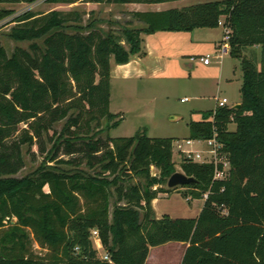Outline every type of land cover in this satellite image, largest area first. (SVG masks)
<instances>
[{
	"label": "trees",
	"instance_id": "16d2710c",
	"mask_svg": "<svg viewBox=\"0 0 264 264\" xmlns=\"http://www.w3.org/2000/svg\"><path fill=\"white\" fill-rule=\"evenodd\" d=\"M16 1L29 0H0ZM13 12L0 7V20ZM222 15L230 53L243 70L241 106L205 110L189 128L194 139L217 132L229 151L230 174L214 179L213 162L183 157V171L196 178L183 185L184 195L209 194L196 217H158L152 200L175 188L164 186L176 171L174 138L146 128L100 135L103 118L111 120L109 129L119 122L110 110L111 59L125 63L145 54L143 32L213 27ZM133 16L144 25L103 31L82 24L77 9H27L13 16L9 35L29 46L9 53L0 39V264H145L151 245L171 240L189 242L181 264H264V0H207ZM255 45L259 57L255 48L246 52ZM46 135L55 147L47 160L56 162L17 175L25 163L22 144ZM61 149L73 156L57 159ZM94 227L110 259L99 256ZM34 241L47 251L36 252Z\"/></svg>",
	"mask_w": 264,
	"mask_h": 264
},
{
	"label": "rangeland",
	"instance_id": "374dc122",
	"mask_svg": "<svg viewBox=\"0 0 264 264\" xmlns=\"http://www.w3.org/2000/svg\"><path fill=\"white\" fill-rule=\"evenodd\" d=\"M206 0H184V1H165V7H181L185 3H196ZM124 4L114 1H100L96 0H77L71 3H60L50 0H29L16 2H0V7H8L14 10L13 14L0 20V39L6 46L9 53L16 45L29 46L28 40H16L9 35L11 26L15 23L11 21L14 15L23 12L27 9H32L36 12H47L53 8L63 10L77 9L82 14V24L91 23L92 26L101 28L107 31L110 28L117 31H122L124 26H143V21L138 20L133 16L131 8L141 7L140 3L131 2ZM256 47H248L246 52L248 54L255 50ZM217 52L212 53L211 65H222L225 68L224 79L222 83L218 84V77L205 76L207 68L200 66L195 69L194 75L189 78H172L166 79L161 84L150 85L149 91L145 93L138 91L133 82H125L118 78L111 80V103L110 110L115 113L114 120H119L116 126H111L110 129L107 124L111 122L108 118H103L102 132L100 135L106 137L107 134L112 136L134 135L138 130L147 129L149 135L152 136H171L174 138L173 144V158L175 161L176 170H182L181 160L182 156L178 152V142L185 145L187 148L206 149L207 143L203 139H193L192 142H187L190 138L189 121L196 117L195 112L202 113L203 109L213 106L216 103V97L227 96L229 104H236L242 98L240 80L243 79L242 66L240 60L227 52L223 57H217ZM185 61H190L188 58ZM198 64L200 59L195 60ZM203 62V61H201ZM192 70V69H191ZM198 74V75H197ZM188 96V100L183 97ZM122 110V112L120 111ZM122 115V116H121ZM199 116V115H197ZM65 119H62L54 124L55 134L51 136L57 137L63 127ZM25 125V124H21ZM51 136L46 135L43 141L26 142L22 144V153L25 160L24 166L20 169L17 175L22 176L30 173L43 163H53L55 160L49 161V155L53 153L54 140ZM44 146V149H43ZM206 154V152H204ZM69 155L59 151V158H69ZM58 165H63L67 168H73L74 165L70 163L57 162ZM82 166L87 167L85 163ZM88 168V167H87ZM143 180L142 177L134 176L133 180ZM168 182V181H167ZM165 182L164 186H168ZM184 184L174 186L172 191L174 195L186 202V197L183 190H186ZM48 189V186H46ZM187 199V197H186ZM203 202L200 200L198 203ZM93 239V238H92ZM94 245L98 250V254L102 257L105 248L100 246L98 242L93 239ZM33 248L36 252L44 254L47 249L41 246L37 241H34ZM155 252L158 257L150 260L148 264H175V248L172 244H161L156 247ZM152 262V263H151Z\"/></svg>",
	"mask_w": 264,
	"mask_h": 264
},
{
	"label": "crops",
	"instance_id": "0c3cea01",
	"mask_svg": "<svg viewBox=\"0 0 264 264\" xmlns=\"http://www.w3.org/2000/svg\"><path fill=\"white\" fill-rule=\"evenodd\" d=\"M170 1V0H165ZM165 1L145 2V1H130L124 2V4L136 2L140 3L141 7L131 8L130 10H162L170 7H165ZM172 1V0H171ZM184 1V0H173ZM207 1V0H206ZM100 2V1H97ZM193 3H185L183 6ZM226 16L222 15L221 19L224 20ZM144 25V24H143ZM224 25L219 24L217 26H199L191 30H167L161 29L150 33H142L143 48L146 51L145 54H135L128 62L117 63L114 58L111 59V80L112 78H118L125 82H133L135 88L145 93L149 91L150 85L161 84L166 79L172 78H191L194 75L195 69L200 66L207 68L205 76L218 77V84L222 83L225 74V68L222 65H211V61L206 63L201 59V56H205L215 53L217 57H223L230 50L222 51L220 48L224 37ZM260 56V45H255ZM231 54V53H230ZM190 61H185L187 59ZM199 58L200 62L196 64L195 60ZM239 59V58H238ZM240 60V59H239ZM203 61V62H201ZM192 69V70H191ZM198 75V74H197ZM243 75V72H242ZM240 88L243 83V79L240 80ZM219 96V95H218ZM186 97V96H185ZM185 97H183L185 99ZM188 100V96L187 99ZM216 103L203 111L208 109H215ZM240 98L237 103L241 102ZM111 103V100H110ZM236 103V104H237ZM228 105H230L228 103ZM234 105V104H232ZM122 112V110H120ZM202 111V112H203ZM193 119H200L202 113L195 112ZM199 115V116H197ZM122 116V115H121ZM231 129L236 128V122L232 121L229 124ZM177 191H160L158 196L152 200V205L158 217L163 214H169L171 216H191L196 217L199 215L204 205L205 198H190L183 202L178 195H174ZM180 194V192H177ZM181 195V194H180ZM200 200L203 202L198 203ZM162 244H172L175 248V264H181L185 250L189 244L187 241L171 240ZM161 245V244H158ZM158 245H151L148 257L145 264H148L150 260L158 257L153 252L154 247ZM156 259V258H155ZM152 263V262H151ZM153 264V263H152Z\"/></svg>",
	"mask_w": 264,
	"mask_h": 264
},
{
	"label": "built area",
	"instance_id": "2783aa9c",
	"mask_svg": "<svg viewBox=\"0 0 264 264\" xmlns=\"http://www.w3.org/2000/svg\"><path fill=\"white\" fill-rule=\"evenodd\" d=\"M220 23L224 25V20L220 19ZM224 37L223 42L220 45L222 51L230 50V28L224 25ZM211 55L207 54L201 56V59L208 63L211 61ZM187 99V96L185 97ZM217 107L228 105L229 98L227 96H217ZM203 140L207 143L206 149H193L187 148L184 144L178 142V152H180L182 158L186 157L192 160L201 161V162H213L215 164L214 179H224L229 176L231 170V161L229 158V151L225 149V142L220 140L215 131L211 137L204 138ZM192 138H188L187 142H192ZM174 144V142H173ZM206 152V154H204ZM209 194V190L205 191L203 197L206 198ZM191 196L188 195L187 199H190ZM92 238L95 239L100 246H102L99 229L94 227L91 229ZM102 258L110 259V255L107 251L102 254Z\"/></svg>",
	"mask_w": 264,
	"mask_h": 264
},
{
	"label": "water",
	"instance_id": "95a60500",
	"mask_svg": "<svg viewBox=\"0 0 264 264\" xmlns=\"http://www.w3.org/2000/svg\"><path fill=\"white\" fill-rule=\"evenodd\" d=\"M234 107H240L241 106V102L232 105ZM158 172V168L157 166H153V174H156ZM193 181H196L195 176L193 175H188L186 172L182 171V170H176L174 171L168 178V186L174 187L176 185L179 184H188L191 183Z\"/></svg>",
	"mask_w": 264,
	"mask_h": 264
}]
</instances>
